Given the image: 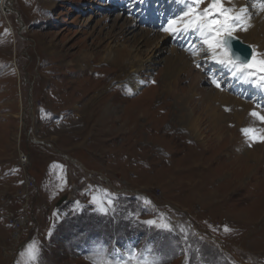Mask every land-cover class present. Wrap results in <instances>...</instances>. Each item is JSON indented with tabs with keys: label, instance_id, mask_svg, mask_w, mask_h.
<instances>
[{
	"label": "rangeland",
	"instance_id": "1",
	"mask_svg": "<svg viewBox=\"0 0 264 264\" xmlns=\"http://www.w3.org/2000/svg\"><path fill=\"white\" fill-rule=\"evenodd\" d=\"M180 1L0 0V264H31L33 242L39 264H93L101 248L117 260L119 248L123 257L151 248L161 264H264V158L253 154L264 143L242 132L264 127L237 121L239 100L262 96L237 94L228 108L185 76L178 87L195 93L190 108L165 96L164 62L152 61L171 54L174 36L140 32L163 30L161 16L144 23L145 7L173 18L187 10ZM127 51L153 68L122 72V60L103 59ZM84 53L95 59L80 67ZM192 56L196 68H222ZM132 71L142 76L136 92ZM186 111L194 129L182 127Z\"/></svg>",
	"mask_w": 264,
	"mask_h": 264
},
{
	"label": "bare ground",
	"instance_id": "2",
	"mask_svg": "<svg viewBox=\"0 0 264 264\" xmlns=\"http://www.w3.org/2000/svg\"><path fill=\"white\" fill-rule=\"evenodd\" d=\"M183 1V0H182ZM180 1V2H182ZM227 5H232L235 7V9L238 11L242 7H248V13L247 15L250 17L248 19L247 23L250 25L246 31H244V34L241 35V38L243 39L244 42L250 44H258L260 47L264 48V12H261L260 5L258 2H247V0H231L230 4ZM226 5V6H227ZM254 15L255 18L252 19L251 16ZM129 25L127 21H125L124 25ZM167 26V25H166ZM165 26V27H166ZM130 27V25H129ZM133 27V26H132ZM129 30V31H128ZM128 32H133V29H128ZM141 38L144 40H153L155 38L162 37L167 38V36L170 34L169 32H165L162 30V33H154L153 31L149 29H144L140 32ZM196 36V35H195ZM192 44V43H190ZM173 45L175 46L171 54L163 59H160V55H158V59L155 61H152L154 63H162L164 62L166 70H163V76L161 77L162 80H165L164 85L162 86L163 91L166 92L165 96L171 95L176 97V100L182 105L184 109H189V100H192L193 97L195 98V93L191 96L188 97V95H182L180 94V88L178 85L182 80H184L185 76L186 78L188 77L190 79V89L194 90V92L199 93L201 96H205L204 100H209L212 102H219L223 103V106H227L228 108H236L235 103L237 102V98L235 97L237 94L239 95V92L235 91L234 88H240L242 90L246 89L248 93H253L254 96H258L259 99L261 96H264V89L258 88L255 84H253L250 80H246L245 78H242L238 75H233V70L229 68L227 65H220L222 66V69H217V71H222L225 72V74H228V78L230 80V88L229 90H225L222 87H210L208 89L204 88L201 89L199 88V84L202 83V81H207L208 82V77L206 78V74L204 72L206 71L207 68H196L192 66L195 61L193 59H189V56H192L196 60H204L206 62H213L216 65L219 64L217 61L212 60L210 55H207L208 57H205L203 54L201 56V52L196 53L195 55L193 52H191L188 48H185L186 50L188 49L189 51L185 52L184 50H180V47H183L182 44L174 42ZM183 49V48H182ZM191 57V58H192ZM95 58L93 57V54L91 55L90 53H84L83 57L78 59V66L83 67L84 63H88L89 65ZM103 59L107 62H112L116 63L120 60H122L121 63V70L124 72L125 70L131 68L133 71L138 72L139 70L142 71L143 69L149 70L153 68V64L150 62L142 63L140 62L139 55L136 53H132L130 51L127 52H109L106 54ZM82 60V61H80ZM140 62L138 64V62ZM201 66V65H200ZM209 66V65H208ZM89 68H87L88 70ZM225 70V71H224ZM95 71V70H94ZM133 71L130 72V75L128 76V80H126L127 85L130 86L133 92H136L138 90V87L140 83L142 82H136L137 77L133 74ZM253 75L256 76V78H259V72H254ZM142 77V76H140ZM138 77V78H140ZM217 81V80H216ZM89 84V83H88ZM126 85V84H125ZM96 90V89H95ZM182 92V91H181ZM77 93V92H76ZM32 101V98H30ZM236 100V102H235ZM240 101V115L237 116V121L239 125H242L243 122L249 120L251 123L256 122V118L251 116L250 113L251 111L255 110V106L253 102L250 101H245V100H239ZM262 101V100H261ZM263 109V108H262ZM238 110V109H237ZM259 113L264 114V112H260L261 108H257ZM116 111V110H115ZM114 111V112H115ZM138 111V110H137ZM191 111H186V115L182 114L181 117V122H182V127L185 129H190L195 127V122L194 119L191 118ZM246 115V117H245ZM113 118V117H112ZM221 116L218 115L216 118L214 117L212 121L214 123H217V119H220ZM246 123V122H245ZM264 127V122L262 124ZM259 126V125H258ZM125 130V129H124ZM191 130V129H190ZM260 134H264V128L260 131ZM264 143V142H263ZM262 143V144H263ZM260 148L259 152H255L253 154H256V159L261 160L264 158V144L258 146ZM243 150H247L245 145H242ZM248 152V151H247ZM28 163L29 159H25Z\"/></svg>",
	"mask_w": 264,
	"mask_h": 264
},
{
	"label": "snow or ice",
	"instance_id": "3",
	"mask_svg": "<svg viewBox=\"0 0 264 264\" xmlns=\"http://www.w3.org/2000/svg\"><path fill=\"white\" fill-rule=\"evenodd\" d=\"M202 3H204V0H189L187 10L183 12V15L169 19L163 31L177 37L193 32L198 33L200 47L204 49L206 55H210L212 60L220 64L227 65L233 70V75L250 80L258 88L264 89V60H255V50H253L251 60L244 58L234 50L229 55L232 40L235 39L233 33L238 30L246 31L250 26L247 23L250 19L247 15L248 7H242L237 11L234 6H226L231 3V0H209L208 6L201 9L200 5ZM258 3L261 9L264 10V0H258ZM191 51L195 55L197 49ZM199 66L198 64L197 67ZM257 66L261 73L259 78L253 75L257 70ZM213 82L218 88L221 87L218 81L213 80ZM250 115L264 122V114L253 111ZM257 131L253 128L242 129V132L250 139L264 142V134L257 135ZM104 191L107 193V190ZM104 203L105 201H100L99 210L107 214L108 208L103 207ZM107 204L111 205L112 201L107 200ZM146 223L152 225L155 224V221H147ZM164 227L171 230L168 225ZM225 230H228L227 226H225ZM28 249L31 264H39L40 247L33 242L29 244ZM93 264H161V262L152 255L151 248L131 250L126 257H121L119 260L110 256L105 249L101 248L96 252Z\"/></svg>",
	"mask_w": 264,
	"mask_h": 264
},
{
	"label": "water",
	"instance_id": "4",
	"mask_svg": "<svg viewBox=\"0 0 264 264\" xmlns=\"http://www.w3.org/2000/svg\"><path fill=\"white\" fill-rule=\"evenodd\" d=\"M230 50L231 52L234 50L236 53L241 54L244 58H247L249 60L252 55V48L250 47V45L243 42L237 37L232 40V47Z\"/></svg>",
	"mask_w": 264,
	"mask_h": 264
},
{
	"label": "built area",
	"instance_id": "5",
	"mask_svg": "<svg viewBox=\"0 0 264 264\" xmlns=\"http://www.w3.org/2000/svg\"><path fill=\"white\" fill-rule=\"evenodd\" d=\"M14 223H16V221L15 220H12ZM11 225H12V223H10ZM15 228H18V226H15Z\"/></svg>",
	"mask_w": 264,
	"mask_h": 264
}]
</instances>
